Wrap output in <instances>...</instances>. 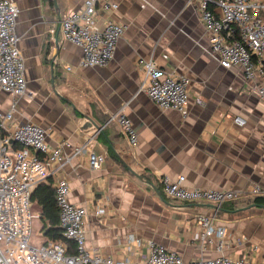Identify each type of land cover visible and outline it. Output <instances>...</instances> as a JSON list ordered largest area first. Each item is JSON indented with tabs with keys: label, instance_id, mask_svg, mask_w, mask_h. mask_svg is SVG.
Here are the masks:
<instances>
[{
	"label": "crops",
	"instance_id": "obj_1",
	"mask_svg": "<svg viewBox=\"0 0 264 264\" xmlns=\"http://www.w3.org/2000/svg\"><path fill=\"white\" fill-rule=\"evenodd\" d=\"M13 1L20 10L16 33L27 93L12 97L0 88V121L13 112L11 130L37 125L47 132L51 148L62 147L61 176L69 182L71 203L89 210V251L115 261L144 262L154 242L186 263L224 255L264 264V210L244 204L264 197V101L240 69L222 68L205 51L197 1L103 0L118 9L99 12L98 27L107 21L125 27L107 67L81 66L83 50L62 35L61 22L81 11L85 0ZM148 59L189 79L186 118L161 110L140 91ZM198 97L203 106L195 103ZM121 116L132 122L135 146L118 121L109 122ZM235 117L245 126L236 125ZM79 146L84 151L76 158ZM91 153L105 158L99 169L90 167ZM164 176H183L189 188L242 194L238 214L221 209L216 217L226 230L223 252L209 243L203 251L193 240L199 216H213L214 206L168 198ZM59 178H51L54 190ZM99 206L105 214L96 216ZM131 238L143 241L141 253L127 250Z\"/></svg>",
	"mask_w": 264,
	"mask_h": 264
},
{
	"label": "built area",
	"instance_id": "obj_2",
	"mask_svg": "<svg viewBox=\"0 0 264 264\" xmlns=\"http://www.w3.org/2000/svg\"><path fill=\"white\" fill-rule=\"evenodd\" d=\"M197 1V9L205 28L207 49L205 51L224 69L238 68L249 84H255L256 92L264 101V0H189ZM118 5L103 0H85L84 8L61 22L62 35L66 41L83 50L81 66L107 67L115 58L119 41L125 27L107 21L100 29L97 24L99 12H110ZM19 7L13 0H0V88L12 96L27 93L25 61L19 49L17 22ZM140 91L163 111H175L186 118L189 114L191 95L190 81L160 67L153 60L143 61ZM195 103L203 106L198 97ZM118 121L131 145L137 144V134L132 122L125 116L113 117ZM13 112L0 121L5 136L0 140V264H251L245 259L220 256L186 263L178 254L154 242L144 262L115 261L112 257L95 255L86 246V219L89 210L71 203L69 182L61 176L65 161L62 147L51 148L47 132L34 124L16 125L12 130ZM234 123L244 127L246 121L235 117ZM84 147L75 149L78 158ZM67 161V160H66ZM105 158L91 153L90 167L99 169ZM55 185L56 204L60 226L67 242L75 246V255H68V244L53 240L40 244L35 240L34 224L40 216L34 212L32 193L48 178L59 175ZM162 186L165 195L185 203H206L214 206V215H201L193 240L206 243L223 252L226 230L216 224V217L223 205L241 199L234 190L189 188L186 178L171 179L164 176ZM260 190L256 189L255 194ZM105 214L101 206L95 215ZM42 239V235H39ZM143 241L131 238L127 250L139 249ZM131 253V252H130ZM142 256V254H141Z\"/></svg>",
	"mask_w": 264,
	"mask_h": 264
},
{
	"label": "trees",
	"instance_id": "obj_3",
	"mask_svg": "<svg viewBox=\"0 0 264 264\" xmlns=\"http://www.w3.org/2000/svg\"><path fill=\"white\" fill-rule=\"evenodd\" d=\"M53 5V3H50ZM1 137L5 136V133L0 129ZM32 202L39 209L40 221L43 225L41 232L43 233V240L46 242L53 240L57 243H67L69 250L68 255H75V246L67 242L63 236V231L60 226L59 210L56 204L55 190L53 187V180L49 178L45 182L38 185L32 193ZM240 201L229 202L223 205L221 208L225 212L231 214H238ZM247 207L252 205L256 206V209H261L264 206V197H253L244 201Z\"/></svg>",
	"mask_w": 264,
	"mask_h": 264
},
{
	"label": "rangeland",
	"instance_id": "obj_4",
	"mask_svg": "<svg viewBox=\"0 0 264 264\" xmlns=\"http://www.w3.org/2000/svg\"><path fill=\"white\" fill-rule=\"evenodd\" d=\"M33 210H34V212L36 211V212H39V209L36 207V205H34V207H33ZM35 212V213H36ZM41 227H42V224L41 225H39V221H36L35 222V224H34V235H35V240L37 241V243L38 244H40V243H42L43 241L45 242V240H42L40 237H39V235H40V233H39V230L41 229Z\"/></svg>",
	"mask_w": 264,
	"mask_h": 264
},
{
	"label": "water",
	"instance_id": "obj_5",
	"mask_svg": "<svg viewBox=\"0 0 264 264\" xmlns=\"http://www.w3.org/2000/svg\"><path fill=\"white\" fill-rule=\"evenodd\" d=\"M52 60H53V58H52ZM254 208H256V206H254V205H252V206L249 207V209H254ZM247 209H248V208H247ZM261 209L264 210V206H262ZM243 210H246V209H243Z\"/></svg>",
	"mask_w": 264,
	"mask_h": 264
}]
</instances>
